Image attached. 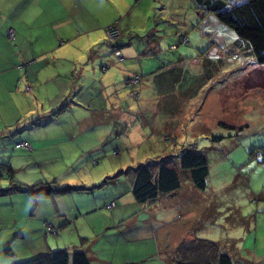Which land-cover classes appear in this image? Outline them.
Instances as JSON below:
<instances>
[{
  "label": "rangeland",
  "instance_id": "374dc122",
  "mask_svg": "<svg viewBox=\"0 0 264 264\" xmlns=\"http://www.w3.org/2000/svg\"><path fill=\"white\" fill-rule=\"evenodd\" d=\"M243 1L234 0L232 3ZM197 11L199 9L190 0H133L122 13V24L115 22L121 32L114 39L106 35L104 29L108 24H100L102 17L99 13H89L88 20L79 22L80 28H91L89 35L97 36L99 31L104 34L101 43L87 49L89 55L97 56L100 48L119 44L120 47L128 45L134 49L132 58L122 61L120 51H107L105 56L114 62L113 65L104 62L110 70L105 71L106 67L101 66L99 61L97 66L90 61L83 62L79 75L80 65L77 69L73 68L70 78V74H66L67 95L64 94L58 104L72 101L71 107L50 125L47 124L51 119L48 109L55 104L51 101V93H55L54 83L50 88L45 83L34 88L29 80L25 81L26 68L22 67L19 92H26L32 97L19 103V142L26 139L31 144L34 139L36 150L19 147V178L13 174L14 179L26 185L53 181L58 187H65L84 184L86 180L82 178L89 175L95 177L94 183L105 181L96 188L98 202L103 203L110 193L113 204L117 203L113 197L115 191L122 188L127 191L133 170L147 163L174 166L183 189L190 185L194 187L189 171L180 167L178 158L181 151L191 149L202 153L208 166L205 189L194 187L199 198L195 205L201 202L198 205L201 208L204 204L203 225L212 226L217 235L221 231L228 233L245 215L244 209L239 213L240 207L254 198L257 201L251 200L252 206L264 213V65L257 63L250 52L235 44L236 34L212 13L200 18ZM191 18L195 23L192 29L187 23ZM124 25L129 29H125ZM71 26L72 31L76 30L74 22ZM180 28L185 29L182 33L186 37L179 34ZM189 30L190 35L186 32ZM154 41L157 43L152 50ZM172 43L176 48H171ZM102 45L104 47H100ZM181 56L191 57L183 61V70L186 69L191 77L182 81L179 102L174 107L176 110H170L171 107L161 109L158 107L159 90L153 83L149 84L152 79L150 72L155 69L161 71L172 61L179 63ZM206 63H209L212 73L209 78L204 73ZM111 74L116 84L106 85L102 93L100 76ZM125 75L129 76L124 78ZM79 88L81 93L76 100L72 94ZM143 88H146L144 92ZM114 91L113 97L111 93ZM73 102L78 104L74 106ZM112 104L115 106L112 107ZM119 109V118L115 113L112 115L114 110ZM64 110L56 106L52 112ZM165 110H168L167 114ZM85 113L89 120L98 121L77 123ZM24 127L34 129L24 131ZM52 128L81 129L74 140L71 139L72 142H79V148H60L50 137L54 134ZM10 129L0 125V146L10 142L13 135L6 138ZM16 140L11 141L13 146ZM60 140L57 138L56 142ZM8 181L5 175L0 179V187H6L4 183ZM249 187L259 197L253 196L248 200ZM9 196L1 202V219H7L12 210L15 211ZM56 197L63 201V205H71V194H55V201ZM19 198H22L19 199V226L25 227L36 218L31 215L32 201H28V208L24 201L31 200L26 192L19 190ZM50 199L46 198L48 202ZM207 201L211 203L208 208L205 207ZM106 205L104 202L102 206ZM235 219V223L230 225ZM187 225V222L183 223V226ZM260 227L264 228V224L260 223ZM2 232L0 230V235ZM56 234V231L47 232L46 237L53 240L61 233ZM103 236L102 241L106 235ZM248 238L253 249L254 235L251 237L249 233ZM146 264H159V261L155 256H149Z\"/></svg>",
  "mask_w": 264,
  "mask_h": 264
},
{
  "label": "crops",
  "instance_id": "0c3cea01",
  "mask_svg": "<svg viewBox=\"0 0 264 264\" xmlns=\"http://www.w3.org/2000/svg\"><path fill=\"white\" fill-rule=\"evenodd\" d=\"M190 1L194 4L193 0ZM132 2L133 0H0V125L3 128L14 130L10 129L6 134V138L10 134L13 135L10 137V142L6 146H0L2 148L0 149V162L10 165L16 178H19V147H21L16 145L19 143V103L32 97L26 92H19V81L23 79L19 78L20 70L22 67L26 68L25 81L29 80L31 84H34V88L40 87L42 83L50 88L54 83L55 93H51V101L55 104L49 106L51 119L47 124L58 121V118H61L64 112L71 107L72 101L64 111L52 112L56 106L58 108L62 104L58 106L63 96L67 95L65 93L68 76L71 77L73 68L77 69L80 65L79 75L83 62L90 61L96 66L97 61L101 66H105L104 62L113 65L114 62L105 56L107 51L109 53L119 50L122 61L131 60L134 52V49L128 45L120 47L119 44H114L107 48L102 45L100 47L104 48H100L99 51L97 48V56H90L87 49L91 45L101 43L104 34L99 31L97 36L89 35L91 28L81 29L79 22L88 20V14H93L95 11L102 17L100 24L103 26L115 24V22L122 24L124 18L122 13L128 6H131ZM130 10L125 14L126 16ZM199 15L200 18L204 16L200 10L197 11V16ZM174 16L177 14L174 13ZM193 20L192 18L187 20L191 29L195 24ZM72 22L76 25V30L73 29V31ZM125 26L127 25L123 27ZM8 29L13 30V37H9ZM184 31L183 28L178 29L179 34L186 37L182 33ZM186 32L190 35L191 31ZM155 43L157 42L154 41L152 44V50ZM172 47L176 48L173 43ZM187 58L191 57L181 56L178 59L179 63L172 61L161 71L156 69L151 71L152 79L149 80V84L153 83L159 90V108L171 107L170 110H176L174 107L179 102L178 97L181 90L176 83L165 78L164 73L174 66L183 69L185 64L183 61ZM105 67V71L110 70L107 65ZM67 73L70 75L67 76ZM128 76L125 75L124 78ZM113 78L112 74L106 77L100 76L102 93L106 85L116 84ZM32 90L31 85L30 91ZM145 90L146 88H143V92ZM115 91L111 94L113 95ZM141 92L142 87L138 97ZM80 93L79 88L74 95L72 94L73 98L77 100ZM90 94L92 95V92ZM77 104L73 102L74 106ZM114 106L115 104H112V107ZM120 111V109L114 110L112 115L115 113L118 117ZM165 111L167 114L168 110ZM83 121L96 123L98 120H89L85 113L76 122L82 123ZM33 123L37 125L36 122ZM33 129L24 127V131H33ZM54 129L52 128L54 134H50L51 131L49 134L60 148L61 146L64 149L79 148V142L75 143L72 140L81 129L75 131L63 128ZM3 135L5 136V133ZM16 138L17 142L13 146L11 141ZM57 138L61 140L56 142ZM31 145V148L28 147L25 150H36L34 139ZM85 176L87 177L82 179L86 180V183L75 185L89 186L94 183L93 180H96L95 177ZM4 184L6 187H1V190L8 188L9 181ZM128 187L127 191L123 188L115 191L116 194L113 197L116 198L117 203L112 204L113 200L108 193L104 199L107 204L105 207L102 206L104 202H98L95 195L96 189L91 191L75 189L65 193L72 195L71 205H63L59 197H56L55 201L53 195L36 199L28 196L31 200L24 201L27 208L28 201H32L31 215H34L36 219L25 227L19 226V199H22L19 198V190L0 193V208L3 210L1 202L7 195H10V202L14 203L15 209L7 219L0 218V230L3 231L0 235V264H12L18 260L62 248L70 251L76 248L82 249L87 254L90 264H146L149 256H155L159 264H172L171 258L177 244L183 239L195 237L215 241L220 250L234 260V264L264 262V228L260 227V223L264 224V213L252 206L251 200L257 201V199H250V197H259V195H256L251 187L248 191L250 202L243 204L239 211L240 213L244 209L245 215H242L236 227L225 234L221 231L219 235L215 234L212 226L203 225L204 204L202 203L201 208L198 207L201 202L195 205L199 199L195 186L190 185L184 189L181 186L173 192L160 195L144 204L137 203L130 184ZM46 198L50 199L49 202ZM209 204H211L210 201H207L205 207L208 208ZM46 221L52 223L57 230L56 235L61 233L58 238L50 240L46 237L48 232L44 224ZM235 221L236 219L230 225H233ZM184 222L189 225L183 226ZM249 233L251 237L254 235L253 249L250 245L251 240L248 238ZM103 235H106L104 241H102ZM6 245L9 246L8 252L3 250Z\"/></svg>",
  "mask_w": 264,
  "mask_h": 264
},
{
  "label": "trees",
  "instance_id": "16d2710c",
  "mask_svg": "<svg viewBox=\"0 0 264 264\" xmlns=\"http://www.w3.org/2000/svg\"><path fill=\"white\" fill-rule=\"evenodd\" d=\"M233 1L193 0L196 9H199L204 15L212 13L221 24L236 34L237 38L234 43L250 52L257 63L264 65V0H244L238 4L232 3ZM205 68H207L206 70L204 69L206 78H209V74H212L209 63H206ZM164 75L165 78L176 83L179 89L182 86V81L185 82L186 78L191 77L186 69L183 70L176 66L171 67ZM129 79L132 80V78ZM131 93L135 94L136 92ZM67 106V103H62L58 108L61 107V110H64ZM215 139L219 138L216 137ZM27 143L31 148L32 145L29 142ZM178 158L180 167L189 171L193 185L197 189H205L208 174L205 156L194 150L185 149L181 151ZM133 172V176L130 179V188L133 197L139 204L152 201L160 195L173 192L181 187L177 169L167 163H147L133 170ZM5 175L9 179V186L4 190H1L2 188L0 187V193L11 190H23L28 196L35 199L57 193L65 194L75 189L91 191L101 187L105 182L92 183L89 186L68 185L65 187H58L53 181H40L32 185H26L14 179L13 169L10 165L0 162V179ZM54 230L56 229L54 228ZM3 250L8 252L9 246L6 245ZM171 262L172 264H234V260L227 253L222 252L215 241L199 237L181 240L174 250ZM12 264L90 263L87 254L82 249L76 248L70 251L62 248L18 260ZM258 264H264V262Z\"/></svg>",
  "mask_w": 264,
  "mask_h": 264
},
{
  "label": "built area",
  "instance_id": "2783aa9c",
  "mask_svg": "<svg viewBox=\"0 0 264 264\" xmlns=\"http://www.w3.org/2000/svg\"><path fill=\"white\" fill-rule=\"evenodd\" d=\"M104 31H105L106 35H108V38H110V39L116 38L118 36L119 32H120L119 28L116 25H114V24L108 25L104 29ZM7 33L9 35V37H13V30L12 29H8ZM115 53H118V51H115ZM133 80H135V79H133ZM27 88H29V87L27 86ZM16 145L17 146H21V147H27V148L29 147V144L26 141L19 142ZM45 226H46V230L48 232L56 231V230H54V227H53V225H52V223L50 221H46Z\"/></svg>",
  "mask_w": 264,
  "mask_h": 264
}]
</instances>
